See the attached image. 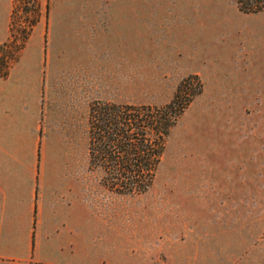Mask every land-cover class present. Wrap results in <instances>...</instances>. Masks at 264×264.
<instances>
[{"label":"rangeland","instance_id":"1","mask_svg":"<svg viewBox=\"0 0 264 264\" xmlns=\"http://www.w3.org/2000/svg\"><path fill=\"white\" fill-rule=\"evenodd\" d=\"M14 1L0 0V78L12 80L17 77L11 73L25 70L29 84L32 70H40L43 164L88 165L87 114L94 101L161 105L189 76L196 77L189 88L201 84L171 128L146 192L116 193L102 184L101 170H90L91 244L105 247L111 264H165L163 248L176 244L179 217L183 222L187 214L180 193L184 183L245 178L251 208L264 212V67L259 75L245 70V107L231 94L227 101L226 77L205 76L198 69L209 55L199 43H208L193 26L190 41L185 27L203 21L217 25L224 18L237 24L236 0H200L198 13L183 11L185 0H40L38 21L26 38L22 5L11 23ZM112 4L125 5L114 24L105 10ZM238 24L262 29L248 19ZM221 28L215 29L213 44L220 42ZM77 75L78 88L72 83Z\"/></svg>","mask_w":264,"mask_h":264},{"label":"crops","instance_id":"2","mask_svg":"<svg viewBox=\"0 0 264 264\" xmlns=\"http://www.w3.org/2000/svg\"><path fill=\"white\" fill-rule=\"evenodd\" d=\"M201 5L200 0H185L182 9L198 13ZM124 6H106L112 24ZM232 13L236 22L248 19L262 29L225 18L217 25L203 21L185 27L190 41L193 26L194 34L200 33L208 43H199L198 49L208 47L209 55L197 68L205 76H225L227 101L231 94L236 105L245 107V70L259 75L264 67V12H242L236 2ZM219 27L220 42L213 44ZM260 33L256 43L245 41ZM181 39L178 43L183 46ZM32 71L34 79L29 84L25 70L11 73L17 77L12 80L0 78V264H111L107 249L91 244L89 110L88 165L74 169L73 165L41 163V73ZM72 83L79 87V75L73 76ZM75 94L79 98L78 90ZM249 184L245 178L184 183L180 193L187 214L183 222L179 217L176 244L163 248L164 263L264 264V212L251 208L250 197L245 195Z\"/></svg>","mask_w":264,"mask_h":264},{"label":"trees","instance_id":"3","mask_svg":"<svg viewBox=\"0 0 264 264\" xmlns=\"http://www.w3.org/2000/svg\"><path fill=\"white\" fill-rule=\"evenodd\" d=\"M11 23L18 6L26 10L23 38L38 21L40 0H15ZM245 13L264 9V0H236ZM189 76L172 98L161 105L94 101L89 110V168L102 171L101 182L119 194L138 195L152 185L165 148L166 138L193 97ZM189 88V89H188Z\"/></svg>","mask_w":264,"mask_h":264}]
</instances>
